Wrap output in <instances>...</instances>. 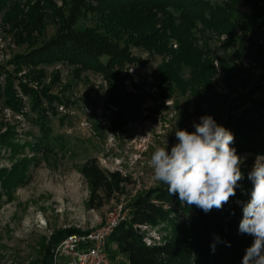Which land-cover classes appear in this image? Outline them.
Segmentation results:
<instances>
[{"label": "trees", "instance_id": "trees-1", "mask_svg": "<svg viewBox=\"0 0 264 264\" xmlns=\"http://www.w3.org/2000/svg\"><path fill=\"white\" fill-rule=\"evenodd\" d=\"M58 1L62 3L61 7ZM263 2L0 0V14H3L4 25L11 26L16 42L29 44L25 52L15 57L18 71L28 67L29 75H35L37 80L45 76L42 67L55 64H68L74 67L77 75L83 71L100 72L109 82L110 100L118 103L121 96L115 82L119 73L125 64L134 63L130 52L132 47L143 48L163 58L153 76L164 94L172 97L175 92L186 94L191 91L198 95L200 90H205L212 102L222 109L218 124L233 133L231 146L237 154L264 156V85L254 82L255 77L248 69L235 65L236 58L244 57L264 65V46L256 44L262 36L264 6L260 5ZM238 8L252 11L248 23L242 26L246 32L251 31L250 42L238 43L235 37L234 14ZM81 19L90 20L91 25L81 27ZM51 21L57 25V30L47 40L45 32ZM208 32L218 38L228 36L221 44L224 53L217 59L234 97L216 94L213 82L216 56L205 42ZM174 43L178 49H174ZM185 70L189 72V78L183 75ZM11 79L9 76L8 87L3 93L0 88V98H6V105L17 109L20 103ZM22 89L32 99L31 120L39 128L36 151L44 155L53 153L50 118L57 115L54 102H61V99L47 92H35L24 84ZM132 103L136 109L137 102ZM7 140L2 139L1 143L7 145ZM241 170L244 178L239 182L236 195L222 210L205 212L195 205H188L178 195H170L163 183L140 193L130 204L129 220L113 232L108 244L109 253L110 244L114 243L117 252L124 255L129 264H242L253 237L238 230L243 215L242 203L238 202H247L252 188L248 179L251 170L243 167ZM80 171L90 188L88 207L92 209L111 201L128 181V177H123L119 171L103 170L95 158H88ZM19 172L16 170L5 180L8 188L19 181ZM4 178L0 176V181ZM166 206H170L169 209ZM179 217L183 220L180 221ZM141 224L161 234L160 245L148 247L143 242L144 235L136 227ZM75 232L79 231H70ZM70 233L57 234L54 244ZM42 264H51V260Z\"/></svg>", "mask_w": 264, "mask_h": 264}, {"label": "rangeland", "instance_id": "rangeland-1", "mask_svg": "<svg viewBox=\"0 0 264 264\" xmlns=\"http://www.w3.org/2000/svg\"><path fill=\"white\" fill-rule=\"evenodd\" d=\"M223 1L210 0L214 4ZM57 3L62 6L60 1ZM251 14L247 8L235 11L238 43L250 42L251 31L246 32L242 26L248 23ZM2 16L0 88L3 93L8 87V77H12L20 106L17 109L7 106L6 98H0V176L5 177L0 181V264H42L52 262L57 234L102 227L112 211H121L125 219L129 218L131 202L140 193L161 184L154 179L150 166L155 148L167 145L170 151L178 143L176 130L195 131L194 123L205 115H211L218 124L221 122L218 116L223 112L205 90L198 95L191 91L175 92L172 97L164 94L153 76L163 58L140 47H132L134 63L125 64L115 82L121 96L118 103L110 100L109 82L100 72L83 71L77 75L74 67L55 64L42 67L45 74L42 80L34 79L28 67L18 71L14 62L29 44L16 42L11 26L4 25ZM86 25L90 26L91 21L81 19L80 26ZM261 29L262 36L256 44L264 46V18ZM56 30L57 25L49 22L46 39L53 37ZM227 38L208 32L205 40L216 56L213 82L220 97L235 96L217 59L224 53L221 44ZM173 47L178 49L175 43ZM235 65L248 69L255 77L254 82L264 85V65L257 60L236 58ZM183 75L190 76L187 70ZM23 84L35 92H47L61 99L54 102L57 115L50 118L53 153L44 155L36 151L39 128L31 120L32 99L23 91ZM133 101L137 102L136 109L132 107ZM2 139H8L9 144H2ZM239 156L244 161L241 167L252 170L257 155L239 153ZM88 158L97 159L107 172L121 171L123 177H128L122 192L98 209L88 207L91 192L80 171ZM16 170L21 172L19 181L8 188L5 180ZM109 248L113 264H129L117 252L116 244L111 243Z\"/></svg>", "mask_w": 264, "mask_h": 264}, {"label": "clouds", "instance_id": "clouds-1", "mask_svg": "<svg viewBox=\"0 0 264 264\" xmlns=\"http://www.w3.org/2000/svg\"><path fill=\"white\" fill-rule=\"evenodd\" d=\"M193 127L192 132L175 131L178 143L170 151L167 145L155 148L150 158L153 177L188 205L205 212L222 210L244 178V161L231 146L233 133L211 115L202 116ZM248 179L252 188L249 200L238 202L243 213L238 230L253 237V242L245 250L242 264H264V156H256Z\"/></svg>", "mask_w": 264, "mask_h": 264}, {"label": "built area", "instance_id": "built-area-1", "mask_svg": "<svg viewBox=\"0 0 264 264\" xmlns=\"http://www.w3.org/2000/svg\"><path fill=\"white\" fill-rule=\"evenodd\" d=\"M129 218L125 219L121 211H112L104 226L70 233L54 246L51 264H113L108 249L109 240L115 229ZM136 227L144 235L143 242L148 247L161 244V234L157 230L145 224Z\"/></svg>", "mask_w": 264, "mask_h": 264}]
</instances>
